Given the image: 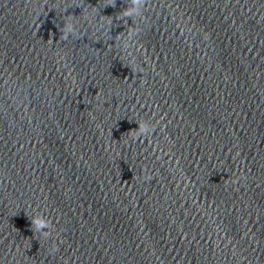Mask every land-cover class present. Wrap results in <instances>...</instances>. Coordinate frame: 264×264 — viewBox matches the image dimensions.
<instances>
[{"label": "clouds", "instance_id": "1", "mask_svg": "<svg viewBox=\"0 0 264 264\" xmlns=\"http://www.w3.org/2000/svg\"><path fill=\"white\" fill-rule=\"evenodd\" d=\"M147 179H151V176L149 175V176L147 177ZM233 182H235V181H233Z\"/></svg>", "mask_w": 264, "mask_h": 264}]
</instances>
